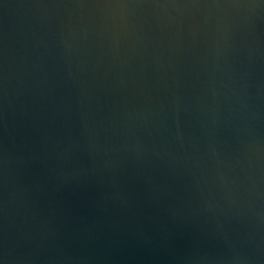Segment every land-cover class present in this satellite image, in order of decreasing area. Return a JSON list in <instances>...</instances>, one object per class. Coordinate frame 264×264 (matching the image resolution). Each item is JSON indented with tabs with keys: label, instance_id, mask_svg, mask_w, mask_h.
<instances>
[{
	"label": "water",
	"instance_id": "1",
	"mask_svg": "<svg viewBox=\"0 0 264 264\" xmlns=\"http://www.w3.org/2000/svg\"><path fill=\"white\" fill-rule=\"evenodd\" d=\"M0 264H264V0H0Z\"/></svg>",
	"mask_w": 264,
	"mask_h": 264
}]
</instances>
